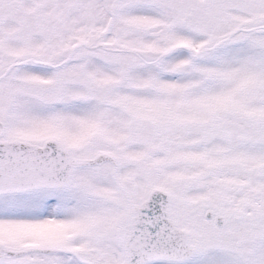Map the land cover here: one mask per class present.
I'll use <instances>...</instances> for the list:
<instances>
[{
  "label": "snow or ice",
  "instance_id": "obj_1",
  "mask_svg": "<svg viewBox=\"0 0 264 264\" xmlns=\"http://www.w3.org/2000/svg\"><path fill=\"white\" fill-rule=\"evenodd\" d=\"M0 264H264V0H0Z\"/></svg>",
  "mask_w": 264,
  "mask_h": 264
}]
</instances>
